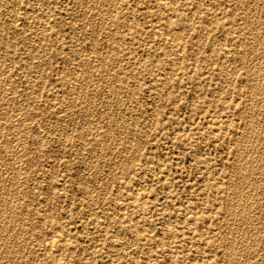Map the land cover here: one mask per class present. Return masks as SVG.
<instances>
[{
  "label": "rangeland",
  "instance_id": "1",
  "mask_svg": "<svg viewBox=\"0 0 264 264\" xmlns=\"http://www.w3.org/2000/svg\"><path fill=\"white\" fill-rule=\"evenodd\" d=\"M109 1L0 0V264H264V0Z\"/></svg>",
  "mask_w": 264,
  "mask_h": 264
},
{
  "label": "bare ground",
  "instance_id": "2",
  "mask_svg": "<svg viewBox=\"0 0 264 264\" xmlns=\"http://www.w3.org/2000/svg\"><path fill=\"white\" fill-rule=\"evenodd\" d=\"M43 1H44V0H43ZM110 1H111V0H110ZM110 1H109V2H110ZM129 1H130V0H129ZM131 1H132V0H131ZM162 1H163V0H162ZM162 1H161V2H162ZM201 1H202V0H201ZM38 2H39V1H38ZM83 2L85 3V1H83ZM89 2H90V1H89ZM89 2H88V3H89ZM95 2H96V1H95ZM100 2H101V1H100ZM100 2H99V3H100ZM106 2H107V4H108V1H106ZM196 2H197V1H196ZM79 3H80V2H79ZM104 3H105V1H104ZM135 3H136V2H135ZM194 3H195V2H194ZM218 3H219V2H218ZM38 4H39V3H38ZM109 4H110V3H109ZM118 4H119V3H118ZM127 4H128V3H127ZM157 4H158V3H157ZM196 4H197V3H196ZM10 5H11V4H10ZM41 5H42V4H41ZM47 5H48V4H47ZM80 5H81V3H80ZM94 5H96V4H94ZM104 5H105V4H104ZM110 5H111V4H110ZM112 5H113V4H112ZM125 5H126V3H125ZM152 5H153V4H152ZM164 5H165V4H164ZM189 5H190V4H189ZM2 6H4V5H2ZM2 6H1V7H2ZM8 6H9V5H8ZM82 6H83V5H82ZM85 6H86V3H85ZM97 6H98V5H97ZM100 6H101V5H100ZM129 6H130V5H129ZM129 6H128V7H129ZM162 6H163V5H162ZM1 7H0V8H1ZM83 7H84V6H83ZM89 7H90V6H89ZM92 7H93V5H92ZM105 7H106V6H105ZM190 7H191V6H190ZM190 7H189V8H190ZM66 8H67V7H66ZM90 8H91V7H90ZM90 8H88V9H90ZM103 8H104V7H103ZM111 8H112V7H111ZM114 8H116V7H114ZM131 8H133V7H131ZM191 8H192V7H191ZM5 9H6V7H5ZM7 9H8V8H7ZM46 9H47V8H46ZM80 9H82V8H80ZM98 9H99V7H98ZM157 9H158V8H157ZM116 10H117V9H116ZM124 10H125V9H124ZM133 10H134V9H133ZM133 10H132V11H133ZM153 10H154V9H153ZM168 10H169V9H168ZM190 10H192V9H190ZM7 11H8V10H7ZM11 11H13V10H11ZM99 11H100V10H99ZM108 11H110V10H108ZM112 11H114V9H113ZM112 11H111V12H112ZM174 11H175V10H174ZM0 12H1V11H0ZM104 12H105V10H104ZM160 12H161V11H160ZM170 12H171V11H170ZM215 12H216V11H215ZM3 13H6V11L3 12ZM15 13H16V12H15ZM52 13H53V12H52ZM86 13H87V12H86ZM105 13H106V12H105ZM113 13H114V12H113ZM126 13H127V12H126ZM131 13H132V12H131ZM168 13H169V12H168ZM82 14H83V13H82ZM98 14H99V13H98ZM98 14H96V15H98ZM188 14H189V12H188ZM214 14H215V13H214ZM214 14H213V15H214ZM103 15L105 16V14H103ZM113 15H114V14H113ZM113 15H112V16H113ZM101 16H102V15H101ZM109 16H110V15H109ZM109 16H108V17H109ZM116 16H117V15H116ZM116 16H115V17H116ZM182 16H185V14H184V13H181L179 17H182ZM189 16H190V15H189ZM208 16L211 17V15H208ZM47 17H49V16H47ZM106 17H107V15H106ZM119 17H120V16H119ZM208 18H209V17H208ZM213 18H214V16H213ZM252 18H254V17H252ZM1 19H2V18H1ZM109 19H110V18H109ZM109 19L107 20L106 23H108ZM211 19H212V18H211ZM211 19H209V20L211 21ZM102 20H103V19H102ZM111 20H112V19H111ZM125 20H126V19H125ZM125 20H124V21H125ZM187 20H188V19H187ZM249 20H250V18H249ZM100 21H101V19H100ZM103 21L105 22V20H103ZM117 21H118V20H117ZM210 21H209V23H210ZM113 22H114V21H113ZM115 22H116V20H115ZM167 22H168L167 24H169V25L171 24V25H172V23H174V19H172V17H169V18H167ZM207 22H208V21H207ZM207 22H206V24H207ZM214 22H215V21H214ZM251 22H252V21H251ZM259 22H261V21H259ZM259 22H258V23H259ZM0 23H2L1 20H0ZM11 23H12V22H11ZM20 23H21V22H20ZM20 23H19V24H20ZM45 23H46V22H45ZM49 23H50V22H49ZM136 23H137V22H136ZM177 23H178V22H177ZM211 23H212V22H211ZM222 23H223V22H222ZM19 24H17V25H19ZM110 24H112V23H110ZM118 24H119V23H118ZM125 24H126V23H125ZM167 24H166V25H167ZM212 24H213V23H212ZM250 24H251V23H250ZM2 25H3V24H2ZM7 25H8V23H7ZM101 25H103V24H101ZM112 25H113V24H112ZM120 25H121V23H120ZM166 25H165V26H166ZM173 25H174V24H173ZM190 25H191V24H190ZM209 25H210V24H209ZM5 26H6V25H5ZM44 26H46V25H44ZM49 26H50V24H49ZM104 26H105V24H104ZM113 26H115V25H113ZM182 26H183V24H182ZM182 26H181V27H182ZM258 26H260V25H258ZM19 27H20V26H19ZM22 27H23V26H22ZM173 27H174V26H173ZM181 27H180V28H181ZM207 27L209 28V26H207ZM35 28H36V26H35ZM113 28H114V27H113ZM122 28H123V27H122ZM124 28H125V27H124ZM149 28H150V26H149ZM155 28H156V27H155ZM176 28H177V26H176ZM182 28H183V27H182ZM212 28H213V27H212ZM256 28H257V27H256ZM45 29H46V28H45ZM118 29H119V28H118ZM118 29H114V30L118 31ZM206 29H207V28H206ZM254 29H255V28H254ZM254 29H253V30H254ZM31 30H32V29H31ZM39 30H40V29H39ZM157 30H159V29H157ZM176 30H178V29H176ZM176 30H175V31H176ZM181 30H182V29H181ZM210 30H211V29H210ZM258 30H259V28H258ZM1 31H2V30H1ZM34 31H36V30H34ZM40 31H41V30H40ZM49 31H50V29L48 30V32H49ZM111 31H112V27H111ZM133 31H134V30H133ZM173 31H174V29H173ZM182 31H183V30H182ZM182 31H181V32H182ZM197 31H198V30H197ZM2 32H3V31H2ZM24 32H25V31H24ZM41 32H42V31H41ZM44 32H46V31H44ZM48 32H47V33H48ZM54 32H55V31H54ZM108 32H109V31H108ZM159 32H160V31H159ZM260 32H261V31H260ZM28 33H29V31H28ZM112 33H113V32H112ZM120 33H121V32H120ZM120 33H118V34H120ZM156 33H157V32H156ZM160 33H161V32H160ZM171 33H172V32H171ZM174 33H175V32H174ZM174 33H173V34H174ZM178 33H179V32H178ZM203 33H204V32H203ZM154 34H155V33H154ZM158 34H159V33H158ZM179 34H180V33H179ZM48 35H49V33H48ZM56 35H57V34H56ZM116 35H117V34H116ZM180 35H181V34H180ZM206 35H208V34H206ZM12 36H13V35H12ZM37 36H38V35H37ZM114 36H115V35H114ZM119 36H120V35H119ZM129 36H130V35H129ZM156 36H157V35H156ZM159 36H160V35H159ZM175 36H176V34H175ZM177 36H178V35H177ZM260 36H261V35H260ZM40 37H41V36H40ZM43 37H46V36H43ZM88 37H89V36H88ZM107 37H109V36H107ZM110 37H112V36H110ZM115 37H116V36H115ZM127 37H128V36H127ZM242 37H243V36H242ZM3 38H4V37H3ZM7 38H8V37H7ZM93 38H94V37H93ZM103 38H104V37H103ZM118 38H119V37H118ZM165 38H166V37H165ZM170 38H171V37H170ZM174 38H175V37H174ZM222 38H223V37H222ZM222 38H221V39H222ZM15 39H16V38H15ZM56 39H57V38H56ZM83 39H84V38H83ZM90 39H91V38H90ZM94 39H95V38H94ZM111 39H112V38H111ZM115 39H116V38H114V40H115ZM124 39H125V38H124ZM155 39H156V38H155ZM38 40H39V39H38ZM42 40H43V39H42ZM60 40H61V39H60ZM109 40H110V39H109ZM109 40L107 41V44H108V43L110 44ZM162 40H163V39H162ZM236 40H237V39H236ZM6 41H7V40H6ZM95 41H96V40H95ZM97 41H98V40H97ZM102 41H104V40H102ZM123 41H124V40H123ZM177 41H178V39H177ZM214 41H215V40H214ZM246 41H247V40H246ZM252 41H253V40H252ZM257 41H258V40H257ZM1 42H2V41H1ZM17 42H18V41H17ZM59 42H60V41H59ZM99 42H101V41H99ZM125 42H126V41H125ZM125 42H124V43H125ZM159 42H160V41H159ZM170 42H171V40H170ZM178 42H179V41H178ZM247 42H248V41H247ZM3 43H5V41H4ZM6 43H7V42H6ZM10 43H11V42H10ZM33 43H34V42H33ZM102 43H103V42H102ZM115 43H116V42H115ZM176 43H177V42H176ZM223 43H224V42H223ZM1 44H2V43H1ZM1 44H0V45H1ZM34 44H35V43H34ZM94 44H95V43H94ZM113 44H114V42H113ZM122 44H123V43H122ZM196 44H197V43H196ZM262 44H263V43H262ZM36 45H38V42H37ZM46 45H48V44H46ZM46 45H45V46H46ZM96 45H97V44H96ZM110 45H111V47L113 46L112 44H110ZM119 45H120V44H119ZM162 45H163V43H162ZM174 45H175V43H174ZM177 45H178V44H177ZM232 45H233V44H232ZM238 45H239V44H238ZM253 45H254V44H253ZM263 45H264V44H263ZM6 46H7V45H6ZM8 46H9V45H8ZM39 46H40V45H39ZM108 46H109V45H107V47H106L107 49H108ZM120 46H121V45H120ZM133 46H134V45H133ZM136 46H137V45H136ZM172 46H173V45H172ZM249 46H250V45H249ZM255 46H256V45H255ZM2 47H3V46H2ZM4 47H5V45H4ZM4 47H3V48H4ZM115 47H116V46H115ZM129 47H130V46H129ZM164 47H165V46H164ZM167 47H168V46H167ZM213 47H215V46H213ZM251 47H252V46H251ZM253 47H254V46H253ZM257 47H258V46H257ZM262 47H264V46H262ZM6 48H7V47H6ZM104 48H105V46H104ZM133 48H134V47H133ZM160 48H161V47H160ZM160 48H158V49H160ZM162 48H163V47H162ZM173 48H174V47H173ZM198 48H199V47H198ZM94 49H96V48H94ZM112 49H113V48H112ZM135 49H137V48H135ZM200 49H201V48H200ZM200 49H199V50H200ZM241 49H242V48H241ZM251 49H252V48H251ZM262 49H263V48H262ZM1 50H2V49H1ZM5 50H6V49H5ZM12 50H13V49H12ZM36 50H37V48H36ZM115 50H116V49H115ZM126 50H127V49H126ZM213 50H214V49H213ZM220 50H221V49H220ZM249 50H250V49H249ZM255 50H256V49H255ZM93 51H94V50H93ZM97 51H99V50H96V52H97ZM109 51H110V50H109ZM112 51H113V50H112ZM112 51H110V52H112ZM118 51H119V50H118ZM122 51H123V49H122ZM170 51H171V50H170ZM170 51H169V52H170ZM183 51H184V50H183ZM244 51H245V50H244ZM252 51H253V50H252ZM1 52H3V50H2ZM34 52H35V51H34ZM36 52H37V51H36ZM77 52H78V51H77ZM114 52L116 53V51H114ZM197 52H198V51H197ZM200 52H201V51H200ZM253 52H254V51H253ZM81 53H82V52H81ZM170 53H171V52H170ZM184 53H185V52H184ZM226 53H228V52H226ZM239 53H240V52H239ZM239 53H238V54H239ZM8 54H9V53H8ZM12 54H13V53H12ZM32 54H33V53H32ZM84 54H86V53H84ZM110 54H111V53H110ZM196 54L198 55V53H196ZM242 54H244V53H242ZM262 54H263V52H262ZM76 55H78V54H76ZM93 55H97V54L94 53ZM115 55H116V54H115ZM0 56H1V55H0ZM2 56H3V55H2ZM91 56H92V55H91ZM100 56H101V55H100ZM121 56H122V55H121ZM213 56H214V55H213ZM216 56H217V55H216ZM86 57H87V56H86ZM95 57H96V56H95ZM111 57H112V56H111ZM116 57H117V56H116ZM125 57H126V56H125ZM178 57H179V56H178ZM241 57H242V56H241ZM0 58H1V57H0ZM33 58H34V57H33ZM44 58H45V57H44ZM44 58H43V60H44ZM82 58H83V57H82ZM112 58L114 59L115 57H112ZM117 58H119V57H117ZM133 58H134V57H133ZM137 58H138V57H137ZM179 58H180V57H179ZM223 58H224V57H223ZM47 59H48V58H47ZM130 59H131V57H130ZM130 59H129V60H130ZM134 59H135V58H134ZM210 59H211V58H210ZM73 60H74V58H73ZM104 60H105V58H104ZM116 60H117V59H116ZM120 60H121V59H120ZM129 60H128V61H129ZM2 61H3V60H2ZM99 61H100V60H99ZM176 61H177V60H176ZM34 62H35V60H34ZM40 62H41V60H40ZM104 62H105V61H104ZM104 62H103V63H104ZM30 63H31V62H30ZM37 63H38V62H37ZM37 63L35 64L36 66H37ZM48 63H49V62H48ZM69 63H70V62H69ZM101 63H102V62H101ZM105 63H106V62H105ZM124 63H125V61H124ZM13 64H14V62H13ZM45 64H46V63H45ZM76 64H78V63H76ZM82 64H83V63H82ZM87 64H88V62H87ZM122 64H123V63H122ZM122 64H120V65L122 66ZM173 64H174V63H173ZM180 64H181V63H179V65H180ZM0 65H1V64H0ZM11 65H12V64H11ZM25 65H26V64H25ZM29 65H30V64H29ZM31 65H32V64H31ZM31 65H30V66H31ZM80 65H81V64H80ZM179 65H177V66H179ZM77 66H79V65H77ZM168 66H169V65H168ZM177 66H176V67H177ZM79 67H80V66H79ZM98 67H99V65H98ZM172 67H173V66H172ZM24 68H26V67L24 66ZM28 68H29V67H28ZM105 68H106V67H105ZM117 68H118V67H117ZM77 69H78V68H77ZM79 69H80V68H79ZM99 69H100V67H99ZM113 69H114V68H113ZM174 69H175V68H174ZM89 70H90V69H89ZM93 70H94V69H93ZM166 70H167V69H166ZM75 71H76V69H75ZM80 71H81V69H80ZM76 72H77V71H76ZM91 72H92V71H91ZM164 72H165V71H164ZM77 73H78V72H77ZM88 73H89V71H88ZM88 73H87V74H88ZM93 73H94V72H93ZM108 73H110V72H108ZM117 73H118V72H117ZM128 73L130 74V71H128ZM166 73H167V72H166ZM220 73H221V72H220ZM89 74H90V73H89ZM110 74H111V73H110ZM110 74H109V76H110ZM74 75L77 76V75L75 74V72H74ZM85 75H86V74H85ZM115 75H116V74H115ZM115 75H114V77H115ZM83 76H84V75H83ZM91 76H92V75H91ZM91 76L89 75L90 78H91ZM116 76H117V75H116ZM121 76H123V75H121ZM130 76H131V75H130ZM229 76H230V75H228V77H229ZM79 77H80V76H79ZM81 77H82V76H81ZM89 77H88V78H89ZM93 77H95V76H93ZM111 77H112V76H111ZM114 77H113V78H114ZM158 77H160V76H158ZM83 78H84V77H83ZM109 78H110V77H109ZM120 78H123V77H120ZM5 79H6V78H5ZM5 79H4V80H5ZM91 79H92V78H91ZM114 79H116V78H114ZM114 79H113V80H114ZM124 79H125V78H124ZM169 79H170V78H169ZM73 80H74V79H73ZM83 80H84V79H83ZM111 80H112V79H111ZM1 81H3V80H1ZM32 81H34V80H32ZM105 81H106V80H105ZM107 81H108V80H107ZM115 81H116V80H115ZM119 81H121V80H119ZM4 82H5V81H4ZM110 82H111V81H110ZM113 82H114V81H113ZM127 82H128V80H127ZM127 82H126V83H127ZM29 83H31V81H30ZM82 83H83V82H82ZM84 83H87V82H84ZM89 83H90V81H89ZM73 84H74V83H73ZM75 84H77V82H76ZM118 84H119V83H118ZM138 84H139V83H138ZM221 84H222V83H221ZM223 84H224V82H223ZM87 85H88V84H87ZM89 85H90V84H89ZM107 85H108V84H107ZM71 86H72V85H70V87H71ZM80 86H81V85H80ZM117 86H118V85H117ZM257 86H258V85H257ZM259 86H260V85H259ZM259 86H258V87H259ZM78 87H79V86H78ZM84 87H85V86H84ZM86 87H87V86H86ZM108 87H109V86H108ZM108 87H107V88H108ZM125 87H126V86H125ZM1 88H2V87H1ZM7 88H8V87H7ZM10 88H11V87H10ZM35 88H36V87H35ZM74 88H75V87H74ZM82 88H83V87H82ZM116 88H117V87H116ZM8 89H9V88H8ZM123 89H124V88H123ZM125 89H126V88H125ZM127 89H129V88H127ZM144 89H146V88H144ZM255 89H256V87H255ZM255 89H254V90H255ZM74 90H75V89H74ZM110 90H111V88H110ZM120 90H121V89H120ZM130 90H131V89H130ZM219 90H220V89H219ZM5 91H6V90H5ZM122 91H123V90H122ZM36 92H37V91H36ZM74 92H75V91H74ZM109 92H111V91H109ZM109 92H108V93H109ZM115 92H116V91H115ZM262 92H263V91H262ZM3 93H4V92H3ZM34 93H35V92H34ZM40 93H41V92H40ZM70 93H71V92H70ZM113 93H114V92H113ZM120 93H122V92H120ZM30 94H31V93H30ZM34 95H35V94H34ZM114 95H115V94H114ZM122 95H123V94H121V97H122ZM127 95H128V94H127ZM128 97H129V96H128ZM3 98H4V97H3ZM3 98H2V99H3ZM25 98H26V97H25ZM27 98H28V97H27ZM109 98L111 99V97H109ZM0 99H1V98H0ZM103 99H104V98H103ZM115 99H116V97L114 98V100H115ZM120 99H121V98H120ZM128 99H131V98H128ZM218 99H219V98H218ZM122 100H124V96H123V99H122ZM14 101H15V100H14ZM14 101H13V102H14ZM110 101H112V100H110ZM159 101H160V100H159ZM28 102H29V101H28ZM114 102H115V101H114ZM130 102H131V101H130ZM263 102H264V101H263ZM72 103H73V102H72ZM108 103H109V102H108ZM116 103L118 104V99H117V102H116ZM124 103H125V102H124ZM110 104H112V103L110 102ZM130 104H131V103H130ZM3 105H4V104H3ZM72 105H73V104H72ZM72 105H71L70 107H73ZM113 105H114V104H113ZM121 105H122V104H121ZM133 105H134V104H133ZM119 106H120V105H119ZM119 106H118V107H119ZM148 106H149V105H148ZM84 107H85V106H84ZM86 107H87V106H86ZM106 107H107V104H106ZM118 107H117V108H118ZM120 107H121V106H120ZM130 107H131V106H130ZM138 107H139V106H138ZM160 107H161V105H160ZM107 108L109 109L110 106L108 105ZM134 108H135V107H134ZM85 109H86V108H85ZM87 109H88V108H87ZM113 109H115V107H114ZM120 109H121V108H120ZM73 110H74V108H73ZM79 110H80V109H79ZM118 110H119V109H118ZM262 110H264V109H262ZM70 111H71V109H70ZM70 111H69V112H70ZM103 111H104V110H103ZM126 111H127V110H126ZM129 111H130V110H129ZM257 111H259V110H257ZM87 112H88V111H87ZM114 112H115V111H114ZM119 112H120V111H119ZM134 112H135V111H134ZM139 112H140V111H139ZM263 112H264V111H263ZM72 113H73V112H72ZM90 114H91L90 116H92V113H90ZM69 115H70V114H69ZM75 115H76V114H75ZM87 115H88V114H87ZM108 115H109V114H107V116H108ZM131 115H132V113H131ZM131 115H130V116H131ZM150 115H151V114H150ZM122 116H123V115H122ZM126 116H127V115H126ZM19 117H21V116H19ZM23 117H24V116H23ZM110 117H111V116H110ZM116 117H117V116H116ZM116 117L114 116V118H116ZM118 117H119V115H118ZM21 118H22V117H21ZM25 118H26V117H25ZM120 118H121V117H120ZM138 118H139V117H138ZM149 118H150V117H149ZM104 119H105V118H104ZM124 119H125V118H124ZM155 119H156V118H155ZM4 120H5V119H4ZM119 120H120V119H119ZM13 121H14V120H13ZM22 121H23V120H22ZM107 121H108V120H107ZM107 121H106V122H107ZM110 121H111V120H110ZM110 121H109V123H110ZM120 121H121V120H120ZM115 122H116V121H115ZM117 122H118V121H117ZM13 123H14V122H13ZM25 123H27V122H25ZM103 123H104V122H103ZM103 123H102V124H103ZM118 123H119V122H118ZM15 124H18V123L16 122ZM22 124H23V122H22ZM10 125H12V124H10ZM109 125H110V124H109ZM115 125H116V124H115ZM126 125H127V124H126ZM126 125H125V126H126ZM135 125H136V123H135ZM141 125H143V124H141ZM111 126H112V125H111ZM123 126H124V125H123ZM128 126H130V125H128ZM133 126H134V125H133ZM251 126L253 127V125H251ZM251 126H250L249 128H251ZM102 127H103V126H102ZM116 127H117V126H116ZM143 127H145V126H143ZM94 128H95V127H94ZM94 128H93V129H94ZM98 128H99V127H98ZM118 128H119V127H118ZM127 128H128V127H127ZM254 128H255V126H254ZM251 129H252V128H251ZM26 130H27V129H26ZM87 130H89V129H87ZM98 130H99V129H98ZM9 131H10V130H9ZM99 131H100V130H99ZM99 131H98V132H99ZM252 131H254V130H252ZM39 132H40V131H39ZM74 132H75V131H74ZM86 132H87V131H86ZM96 132H97V131H96ZM101 132H103V131H101ZM218 132H219V131H218ZM15 133H16V132H15ZM94 133H95V132H94ZM104 133H105V132H104ZM250 133H252V132H250ZM86 134H87V133H86ZM89 134H92V133H89ZM89 134H88V135H89ZM100 134H101V133H100ZM107 134H108V133H107ZM140 134H141V133H140ZM88 135H87V136H88ZM98 135H99V134H98ZM142 135H143V134H142ZM23 136H24V135H23ZM93 136H94V135H93ZM16 137H18V136H16ZM16 137H15V138H16ZM35 138H36V137H35ZM100 138H101V137H100ZM36 139H37V138H36ZM145 139H146V138H145ZM0 140H1V139H0ZM94 140H95V138H94ZM96 141H97V140H96ZM102 141H103V140H102ZM102 141H101V142H102ZM130 141H131V140H130ZM95 143H96V142H95ZM99 143H100V142H99ZM109 143H110V142H109ZM130 143H131V142H130ZM14 144H15V143H13V145H14ZM107 144H108V143H107ZM11 145H12V144H11ZM87 145H88V144H87ZM120 145H121V143H120ZM4 146H5V145H4ZM21 146H22V145H21ZM23 146H24V144H23ZM82 146H83V144H82ZM105 146H106V145H105ZM83 147H84V146H83ZM238 147H239V145H238ZM11 148H12V146H11ZM14 148H16V147H14ZM18 148H19V147H18ZM20 148H21V147H20ZM22 148H23V147H22ZM24 148H25V147H24ZM103 148H104V147H103ZM103 148H101V150H102ZM110 148H111V147H110ZM235 148H236V147H235ZM116 149H117V148H116ZM236 149H237V148H236ZM20 150H21V149H20ZM20 150H19V151H20ZM105 150H106V149H104V151H105ZM14 151H16V150H14ZM22 151H23V150H22ZM110 151H111V150H110ZM121 151H122V150H121ZM121 151H120V152H121ZM59 152H60V151H59ZM120 152H119V153H120ZM117 153H118V152H117ZM11 154H12V153H11ZM96 154H97V153H96ZM240 154H242V153H240ZM240 154H239V155H240ZM13 155H17V154L15 153V154H13ZM103 155H104V154H103ZM103 155H102V156H103ZM27 156H28V155H27ZM102 156H101V157H102ZM7 157H8V156H7ZM25 157H26V156H25ZM97 157H98V156H97ZM108 157H109V156H108ZM240 157H241V156H240ZM240 157H239V158H240ZM94 158H95V157H94ZM239 158H238V159H239ZM13 159H14V158H13ZM16 159H17V158H16ZM121 159H122V158H121ZM123 159H124V158H123ZM18 160H19V159H18ZM20 160H21V159H20ZM21 161H22V160H21ZM120 161H121V160H120ZM239 161H240V160H239ZM242 161H244V160H242ZM2 162H3V161H2ZM13 162H14V160H13ZM16 162H18V161H16ZM16 162H14V163H16ZM118 162H119V161H118ZM23 163H24V162H23ZM23 163H22V164H23ZM236 163H237V162H236ZM12 164H13V163H12ZM131 164H132V163H131ZM239 164H240V163H239ZM242 165H243V164H242ZM260 165H262V164H260ZM260 165H259V166H260ZM263 165H264V163H263ZM12 166H13V165H12ZM19 166H20V165H18V167H19ZM93 166H95V164H94ZM239 166H240V165H239ZM20 167H21V166H20ZM26 167H27V166H26ZM96 167H97V166H96ZM242 167H243V166H242ZM242 167H241V169H242ZM263 167H264V166H261V167H259V168L262 169ZM14 168H15V167H14ZM23 168H24V167H23ZM91 168H93V167H91ZM16 169H18V168L16 167ZM24 169H25V168H24ZM121 169H122V168H121ZM237 169H238V168H237ZM244 169H245V168H244ZM12 170H13V169H12ZM250 170H251V169H250ZM15 171H16V170H15ZM15 171H14V172H15ZM94 171H95V170H94ZM242 171H243V170H242ZM28 172H30V170H29ZM245 173H246V172H245ZM26 174H28V173H26ZM100 174H101V172H100ZM100 174H99V175H100ZM238 174H239V173H238ZM243 174H244V173H243ZM241 175H242V174H241ZM244 175H245V174H244ZM246 175H247V173H246ZM14 176H15V175H14ZM16 176H18V175H16ZM24 176H25V175H24ZM96 177H97V176H96ZM96 177H95V178H96ZM99 177H100V176H99ZM245 177H246V176H245ZM242 178H243V177H242ZM247 178H248V177H247ZM14 179H15V177H14ZM91 179H92V178H91ZM97 179H98V178H97ZM130 179H131V178H130ZM240 179H241V178H240ZM244 179H245V178H244ZM244 179H243V180H244ZM11 180H12V179H11ZM241 180H242V179H241ZM247 180H248V179H247ZM15 181H16V180H15ZM122 181H123V180H122ZM93 182H94V181H93ZM95 182H96V181H95ZM241 182H242V181H241ZM241 182H240V183H241ZM243 182L245 183V181H243ZM3 183H4V182H3ZM87 183H88V182H87ZM0 184H1V183H0ZM95 184H96V183H95ZM245 184H246V183H245ZM247 184H248V183H247ZM250 184H251V183H250ZM15 185H16V183H15ZM19 185H20V184H19ZM240 185H241V184H240ZM6 186H8V185H6ZM16 186H17V185H16ZM243 186H244V185H243ZM251 186H252V185H251ZM3 187H4V186H3ZM231 187H232V186H231ZM246 187H248V186H246ZM130 188H131V187H130ZM248 188H249V187H248ZM256 188H257V187H256ZM11 189H12V187H11ZM14 189H15V187H14ZM236 189H238V188H236ZM241 189H242V188H241ZM241 189H239V190H241ZM250 189H251V187H250ZM250 189H249V190H250ZM3 190H5V189H3ZM19 190H20V189H19ZM23 190H24V189H23ZM93 190H94V189H93ZM96 190H97V189H96ZM244 190H246V189H244ZM244 190H243V191H244ZM252 190H253V189H252ZM255 190H256V189H255ZM255 190H254V191H255ZM25 191H26V190H25ZM90 191H91V190H90ZM236 191H237V190H236ZM0 192H1V191H0ZM2 192H3V191H2ZM11 192H12V191H11ZM22 192H23V191H22ZM91 192H92V191H91ZM245 192H246V191H245ZM245 192H242V193L245 194ZM14 193H15V192H13V194H14ZM238 193H240V192H238ZM3 194H4V193H3ZM7 194H8V193H7ZM24 194H25V193H24ZM95 194H97V193H95ZM252 194H253V193H252ZM252 194H249V195L251 196ZM254 194H255V193H254ZM0 195H1V194H0ZM5 195H6V194H5ZM9 195H10V194H9ZM9 195H7V196H9ZM18 195H19V194H18ZM137 195H139V193H138ZM225 195H226V194H225ZM240 195H241V194H240ZM256 195H257V194H256ZM256 195H255V196H256ZM11 196H12V195H11ZM15 196H17V195H15ZM21 196L23 197V196H25V195H21ZM96 196H97V195H96ZM140 196H141V194H140ZM140 196H138V197H140ZM17 197H18V196H17ZM17 197H16V198H17ZM22 197H21V198H22ZM101 197H102V196H101ZM248 197H249V196H248ZM252 197H253V196H252ZM252 197H251V198H252ZM3 198H5V197H3ZM3 198H2V200H3ZM6 198H7V197H6ZM140 198H141V197H140ZM254 198H255V197H254ZM24 199H25V198H24ZM98 199H99V198H98ZM12 200H14V199H12ZM99 200H100V199H99ZM14 201H15V200H14ZM16 201H17V200H16ZM97 201H98V200H97ZM132 201H133V200H132ZM0 202H1V201H0ZM134 202H135V201H134ZM143 202H144V201H143ZM1 203L3 204V202H1ZM8 203H9V202H8ZM12 203H13V202H12ZM12 203H11V204H12ZM14 203H15V202H14ZM14 203H13V204H14ZM21 203H22V202H21ZM121 203H122V202H121ZM137 203H138V202H137ZM5 204H6V203H5ZM15 204H16V203H15ZM169 204H170V203H169ZM204 206H205V205H204ZM2 207H3V206H2ZM12 207H13V206H12ZM10 208H11V207H10ZM20 208H21V207H20ZM227 208H228V207H227ZM4 209H5V208H4ZM14 210H15V209H13V211H14ZM19 210H20V209H19ZM122 210H123V209H122ZM122 210H121V211H122ZM205 210H206V209H205ZM0 211H1V210H0ZM3 211H4V210H3ZM8 211H9V210H8ZM10 211H11V210H10ZM13 211H12V212H13ZM6 212H7V210H6ZM27 212H29V211H27ZM119 212H120V211H119ZM165 213H166V212H165ZM263 213H264V212H263ZM4 215H5V214H4ZM9 216H10V215H9ZM13 216H14V215H13ZM25 216H26V215H25ZM188 216H189V215H188ZM4 217H5V216H4ZM4 217H3V218H4ZM7 217H8V216H7ZM11 217H12V216H11ZM17 217H18V216H17ZM17 217H16V218H17ZM43 217H44V216H43ZM125 217H126V216H125ZM149 217H150V216H149ZM186 217H187V216H186ZM0 218H1V217H0ZM23 218H24V217H23ZM131 218H132V216H131ZM190 218H191V217H190ZM232 218H233V216H232ZM5 219H7V218H4V222H5ZM13 219L15 220V218H13ZM214 219H215V218H214ZM9 220H10V219H9ZM26 220H27V219H26ZM191 220H192V219H191ZM16 221H17V220H16ZM20 221H21V220H20ZM126 221H127V220H126ZM207 221H208V220H207ZM6 222H7V221H6ZM8 222H9V221H8ZM8 222H7V224H8ZM22 222H23V221H22ZM28 222H29V220H28ZM28 222H27V223H28ZM97 222H98V221H97ZM100 222H101V221H100ZM188 222H190V220H189ZM215 222H216V221H215ZM10 223H12V222H10ZM15 223H16V222H15ZM15 223H14V224H15ZM40 223H41V222H40ZM144 223H145V222H144ZM146 223H147V222H146ZM149 223H150V222H148V224H149ZM0 224H1V223H0ZM2 224H3V222H2ZM7 224H6V225H7ZM14 224H13V227H14ZM128 224H129V223H128ZM214 224H215V223H214ZM146 225H147V224H146ZM149 225H151V224H149ZM193 225H194V224H193ZM3 226H5V225H3ZM134 226H135V225H134ZM11 227H12V226H11ZM132 227H133V226H132ZM14 228H16V227H14ZM18 228H19V226H18ZM154 228H155V227H154ZM154 228H153V229H154ZM216 228H218V227H216ZM16 229H17V228H16ZM27 229H28V228H27ZM2 230H3V228H2ZM100 230H101V229H100ZM102 230H103V229H102ZM262 230H263V229H262ZM0 231H1V229H0ZM6 231H7V230H6ZM161 231H162V230H161ZM152 232H153V230H152ZM3 233H4V232H3ZM8 233L10 234L11 232H8ZM113 233H114V232H113ZM20 234H21V233H20ZM58 234H59V233H58ZM11 235H12V234H11ZM11 235H9V236H11ZM14 235H15V234H14ZM16 235H17V233H16ZM28 235H29V234H28ZM106 235H107V234H106ZM137 235H138V233H137ZM167 235H169V234H167ZM192 235H193V234H192ZM4 236H5V235H4ZM6 236H7V235H6ZM6 236H5V237H6ZM22 236H23V235H22ZM219 236H220V235H219ZM219 236H218V237H219ZM0 237H1V236H0ZM11 237H12V236H11ZM60 237H61V236H60ZM161 237H162V236H161ZM166 237H167V236H166ZM168 237H169V236H168ZM170 237H171V235H170ZM250 237H251V236H250ZM58 238H59V237H58ZM61 238H62V237H61ZM131 238L133 239V237H131ZM2 239H3V238H2ZM19 239H21V238H19ZM119 239H120V238H119ZM168 239H170V238H168ZM171 239H172V237H171ZM3 240H4V239H3ZM6 240H7V239H6ZM62 240H63V239H62ZM65 240H66V238H65ZM111 240H112V239H111ZM129 240H130V239H129ZM134 240H135V239H134ZM172 240H173V239H172ZM178 240H179V239H178ZM249 240H250V239H249ZM252 240H253V239H251V242H253ZM0 241H1V240H0ZM19 241H20V240H18V242H19ZM112 241H114V240H112ZM130 241H131V240H130ZM136 241H137V240H136ZM13 242H15L16 244L18 243V242H16V241H13ZM23 242H24V241H23ZM64 242H65V241H64ZM134 242H135V241H134ZM170 242H171V241H170ZM3 243H5V242H3ZM3 243H2V246H4ZM9 243H10V242H9ZM71 243H72V242H71ZM119 243H120V241H119ZM227 243H228V242H227ZM11 244H12V243H11ZM24 244H25V243H24ZM54 244H55V243H54ZM54 244H53V245H54ZM169 244H170V243H169ZM208 244H209V243H208ZM229 245H230V244H229ZM5 246H7V245H5ZM100 246H101V245H100ZM224 246L226 247V245H224ZM51 247H52V246H51ZM58 247H59V245H58ZM68 247H69V245H68ZM113 247H114V246H113ZM126 247H127V246H126ZM134 247H135V246H134ZM0 248H1V247H0ZM8 248H10V247H8ZM17 248H18V247H17ZM24 248H25V246H24ZM49 248H50V247H49ZM76 248H77V247H76ZM230 248H231V247H230ZM1 249H2V248H1ZM1 249H0V250H1ZM14 249H15V247H14ZM227 249H229V248H227ZM227 249H226V250H227ZM8 250H9V249H8ZM23 250H25V252H26V249H22V251H23ZM53 250H54V249H53ZM53 250H52V251H53ZM71 250H72V249H71ZM17 251H19V250H17ZM57 251H58V250H57ZM230 251L233 252L232 249H231ZM230 251H229V252H230ZM251 251H253V250H251ZM14 252L16 253V251H14ZM20 252H21V250H20ZM48 252H49V251H48ZM50 252H51V251H50ZM50 252H49V253H50ZM227 252H228V251H227ZM229 252H228V253H229ZM231 252H230V254H232ZM4 253H6V252H3V254H4ZM7 253H10V250H9V252H7ZM21 253H22V252H21ZM32 253H33V252H32ZM55 253H56V252H55ZM58 253H59V252H58ZM58 253H57V254H58ZM17 254H18V252H17ZM185 254H186V253H185ZM31 255H32V254H31ZM55 255H56V254H55ZM59 255H60V254H59ZM7 256H8V254H7ZM7 256H6V257H7ZM11 256H12V254H11ZM13 256H14V255H13ZM15 256H16V254H15ZM186 256H187V255H186ZM230 256H231V255H230ZM234 256H235V259H236L237 254H235ZM52 257H53V255H52ZM52 257H51V258H52ZM17 258H18V257H17ZM28 258H29V256H28ZM54 258L56 259L55 256H54ZM58 258H59V257H58ZM58 258H57V259H58ZM121 258H122V257H121ZM1 259H2V258H1ZM5 259H7V258H5ZM14 259H16V258H14ZM55 259H54V260H55ZM57 259H56V260H57ZM191 259H192V258H191ZM229 259H230V258H229ZM233 259H234V258H233ZM11 260H12V259H11ZM24 260H26V259H24ZM54 260H53V261H54ZM56 260H55V261H56ZM5 261H6V260H5ZM8 261H10V260H8ZM16 261H19V260H16ZM34 261H35V260H34ZM34 261H33V262H34ZM177 261H178V260H177ZM234 261H235V260H234ZM230 262H233V260L230 261ZM0 263H1V262H0ZM3 263H4V260H3ZM6 263H7V262H6ZM6 263H4V264H6ZM13 263H14V262H13ZM16 263H17V262H16ZM56 263H57V261H56ZM173 263H174V262H173ZM185 263H186V262H185ZM225 263H226V262H225ZM235 263H236V261H235ZM235 263H234V264H235ZM187 264H189V263H187ZM229 264H230V263H229ZM257 264H258V263H257Z\"/></svg>",
  "mask_w": 264,
  "mask_h": 264
}]
</instances>
